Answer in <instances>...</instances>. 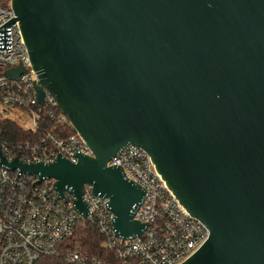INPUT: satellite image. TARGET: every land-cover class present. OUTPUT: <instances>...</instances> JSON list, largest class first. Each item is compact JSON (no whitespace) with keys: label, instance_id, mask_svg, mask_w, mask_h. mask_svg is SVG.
Listing matches in <instances>:
<instances>
[{"label":"water","instance_id":"1","mask_svg":"<svg viewBox=\"0 0 264 264\" xmlns=\"http://www.w3.org/2000/svg\"><path fill=\"white\" fill-rule=\"evenodd\" d=\"M10 3L38 103L48 91L92 156L0 164L54 179L82 218L91 184L127 239L145 228L133 216L145 191L107 163L135 145L209 231L180 264H264V0Z\"/></svg>","mask_w":264,"mask_h":264},{"label":"built area","instance_id":"2","mask_svg":"<svg viewBox=\"0 0 264 264\" xmlns=\"http://www.w3.org/2000/svg\"><path fill=\"white\" fill-rule=\"evenodd\" d=\"M4 1L0 0V107L26 111V128L36 136L14 149L0 143V161L4 156L26 163H50L61 155L76 162V154L92 156L78 133L66 134L60 127L70 123L48 91H44V104L38 103V78L10 0ZM18 65L25 71L17 79L9 78L6 70ZM107 164L120 166L145 191L142 203L133 211L134 219L145 224L141 235L124 239L115 232L107 199L93 194L91 184L83 186L88 214L82 218L73 195L67 191L62 199L54 179L37 184L36 175L0 164V264H35L41 257L55 254L80 220L96 224L105 247L113 253V264H180L207 240V227L182 206L143 149L127 145ZM63 258L74 264H100L95 257L70 249Z\"/></svg>","mask_w":264,"mask_h":264},{"label":"trees","instance_id":"3","mask_svg":"<svg viewBox=\"0 0 264 264\" xmlns=\"http://www.w3.org/2000/svg\"><path fill=\"white\" fill-rule=\"evenodd\" d=\"M60 127L64 128L66 134L74 133V129L67 121ZM35 136L36 133L33 130L21 126L11 118L0 115V143L14 149L26 141L33 140ZM68 249L95 257L100 264H113L114 262L113 253L105 247L104 238L99 233L96 224L88 220H80L72 234L59 245L55 254L41 257L35 264H74L66 262L63 258L64 252Z\"/></svg>","mask_w":264,"mask_h":264},{"label":"rangeland","instance_id":"4","mask_svg":"<svg viewBox=\"0 0 264 264\" xmlns=\"http://www.w3.org/2000/svg\"><path fill=\"white\" fill-rule=\"evenodd\" d=\"M2 110H4L2 112ZM0 115L6 116L18 122L21 126L26 127L29 123V118L27 117V112L21 109L10 108L5 110L4 107H0Z\"/></svg>","mask_w":264,"mask_h":264}]
</instances>
